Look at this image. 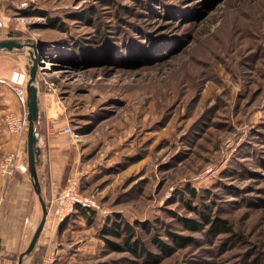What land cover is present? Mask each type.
I'll use <instances>...</instances> for the list:
<instances>
[{
    "label": "rangeland",
    "instance_id": "1",
    "mask_svg": "<svg viewBox=\"0 0 264 264\" xmlns=\"http://www.w3.org/2000/svg\"><path fill=\"white\" fill-rule=\"evenodd\" d=\"M0 14L11 17L0 39L35 43L40 116L64 112L72 173L101 204L70 217V264H152L107 249L101 230L115 219L140 222L158 264H264V0H0ZM30 49L0 50V72L18 58L29 75ZM191 186L197 197L179 193ZM186 202L208 204L237 236L187 229L198 215ZM172 233L195 242L178 248Z\"/></svg>",
    "mask_w": 264,
    "mask_h": 264
},
{
    "label": "crops",
    "instance_id": "2",
    "mask_svg": "<svg viewBox=\"0 0 264 264\" xmlns=\"http://www.w3.org/2000/svg\"><path fill=\"white\" fill-rule=\"evenodd\" d=\"M8 52L13 51L11 50ZM13 62V67L9 73L0 72L1 77H5L4 79L7 80V82L0 81V83L4 84L3 86L6 87L2 92L7 96L1 101L3 109L0 111H2V113L4 111L10 112L16 110L21 112L22 110L19 99L10 86V79L14 74L25 72L26 62L18 58L13 60ZM41 100L44 101L46 106L47 99L42 96L39 90L38 102L40 103ZM8 102H12V104L8 105ZM54 103L55 107L59 104L56 101ZM58 109L59 108H51L49 111L45 109L46 112L44 116H40L38 121V145L41 148V153L40 161L37 163V173L42 188V195L47 204L64 188L68 177L77 164L78 158V156L74 154L75 147L72 145L73 140L67 133L63 132V128L67 125L64 112L60 109L58 111ZM23 137L8 131L3 123L0 124V149L2 152H5V154L18 149L19 146L25 147V145H27L28 132ZM23 142L26 144H23ZM21 155L27 158V150L25 149V152H22ZM40 207L41 203L29 172L23 173L16 170L12 177L0 175V264L18 263L19 254L28 247L34 231L38 226L37 218L40 217V215L42 217V207L41 214L39 215ZM76 213L77 212H75V214ZM88 215H91V211L88 212ZM95 215L94 213V216ZM70 217L59 226L51 227L50 234L47 235L49 238L46 242L49 244L48 252L51 250L55 251L58 260L57 264H70L79 258L76 257L78 255L77 253L72 254L73 256L67 255V251L70 250L69 248H71L73 244L75 245L78 243V240L66 243V232L71 230ZM77 217L81 218L82 215L77 213ZM46 228L45 225L39 240L42 238ZM71 232H73V230H71ZM30 235L31 237L26 246L27 238H29ZM53 235H55V238H52ZM54 239L55 247H51L54 244ZM76 248L81 250L84 247L78 245Z\"/></svg>",
    "mask_w": 264,
    "mask_h": 264
},
{
    "label": "built area",
    "instance_id": "3",
    "mask_svg": "<svg viewBox=\"0 0 264 264\" xmlns=\"http://www.w3.org/2000/svg\"><path fill=\"white\" fill-rule=\"evenodd\" d=\"M11 17L9 15L0 14V29L4 28ZM29 75L27 70L21 74H14L10 79V86L17 95L22 106L21 112L10 111L6 116V127L12 132L23 137L28 132V111H27V90L26 84ZM0 81L7 82L6 79L0 78ZM63 132L73 134L72 127L67 124L63 128ZM24 138V137H23ZM24 140V139H23ZM22 140V141H23ZM26 141V139H25ZM23 144H26L23 142ZM25 147L19 146L18 149L5 154L0 159V175L5 177H12L16 170L23 173H28L27 158L22 157L21 153L25 152ZM201 179L206 175L202 173ZM199 178V177H198ZM81 178L75 173L67 179V183L61 192L51 199L47 204V222L51 223V227H57L64 222L68 217L75 213L78 207L86 208L88 210H100L101 204L98 199L92 194H86L80 190ZM55 251H49L43 260V264H54L56 255Z\"/></svg>",
    "mask_w": 264,
    "mask_h": 264
},
{
    "label": "trees",
    "instance_id": "4",
    "mask_svg": "<svg viewBox=\"0 0 264 264\" xmlns=\"http://www.w3.org/2000/svg\"><path fill=\"white\" fill-rule=\"evenodd\" d=\"M14 35L15 33L12 31L8 33L9 37H13ZM79 52L85 54L86 47L82 46ZM139 65L141 66L142 64ZM38 123L39 122H37L35 125L37 131H38ZM81 184H82V180H81ZM187 189L189 190L190 194L193 197L198 196L197 195L198 192L196 188L192 186L181 189L179 193L182 194ZM80 190L83 192L82 187H80ZM186 204L198 215L197 217H185L183 219V222L186 225L187 229H190L194 232L195 231L204 232L206 236H210V235L217 236L220 234H227V235L233 234L237 236V233L234 231L233 224L230 223L229 219L226 217L214 215L212 213V210L209 208L208 204L200 203L198 205H192V203L190 202H186ZM89 211L95 212L96 210H88L86 208L78 207L76 212L81 214L82 216L89 217L88 215ZM139 224H140L139 221L133 223L128 220L117 221V219H115L114 221H112L111 225L104 226L101 231H102V236L106 241V247L110 251L125 250L130 254H132L133 256L142 258L143 261L150 262L152 264H158L156 253L149 250L146 247L145 243L141 240L140 236L138 235V231L136 227ZM107 236H110L111 238ZM113 238H122L123 244L120 243L119 241L113 240ZM171 238L172 241L176 243V246L178 248L186 247L188 245L194 244L195 242L194 237L188 235H181L177 233H172ZM154 240L162 249V251L168 252L169 250H171L172 247L167 243L160 241L156 238ZM45 253H46L45 245L36 247L34 252L29 255L31 256L30 257L31 264H42Z\"/></svg>",
    "mask_w": 264,
    "mask_h": 264
},
{
    "label": "water",
    "instance_id": "5",
    "mask_svg": "<svg viewBox=\"0 0 264 264\" xmlns=\"http://www.w3.org/2000/svg\"><path fill=\"white\" fill-rule=\"evenodd\" d=\"M25 47L31 48L30 56L32 58V65L29 68V78L26 84L27 111L29 121L27 138V162L29 174L41 203L42 217L34 231L28 247L19 254L17 264H23L24 258L34 251L47 221V203L42 195V188L37 173V163L40 161L41 148L38 145L39 132L36 130L35 126L40 118V108L38 102L39 88L37 84L38 61L35 52V43L23 42L17 38L12 37L0 39V50L11 51L14 49H22Z\"/></svg>",
    "mask_w": 264,
    "mask_h": 264
},
{
    "label": "bare ground",
    "instance_id": "6",
    "mask_svg": "<svg viewBox=\"0 0 264 264\" xmlns=\"http://www.w3.org/2000/svg\"><path fill=\"white\" fill-rule=\"evenodd\" d=\"M48 65H50V64H48Z\"/></svg>",
    "mask_w": 264,
    "mask_h": 264
}]
</instances>
